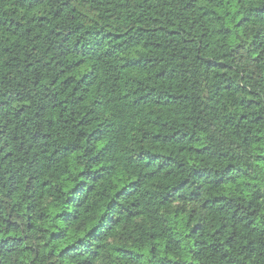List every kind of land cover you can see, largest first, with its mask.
Wrapping results in <instances>:
<instances>
[{"label":"trees","instance_id":"1","mask_svg":"<svg viewBox=\"0 0 264 264\" xmlns=\"http://www.w3.org/2000/svg\"><path fill=\"white\" fill-rule=\"evenodd\" d=\"M0 264H264V0H0Z\"/></svg>","mask_w":264,"mask_h":264}]
</instances>
